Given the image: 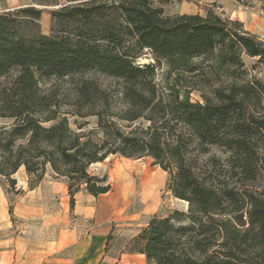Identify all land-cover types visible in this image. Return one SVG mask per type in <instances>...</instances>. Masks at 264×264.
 I'll use <instances>...</instances> for the list:
<instances>
[{
  "label": "trees",
  "instance_id": "16d2710c",
  "mask_svg": "<svg viewBox=\"0 0 264 264\" xmlns=\"http://www.w3.org/2000/svg\"><path fill=\"white\" fill-rule=\"evenodd\" d=\"M159 1L29 0L0 11V118L9 120L0 124V186L17 193L23 168L33 189L50 170L73 208L77 193L111 189L90 165L145 155L187 209L151 215L129 253L146 264H264V84L246 79L242 58L264 63V40L211 9L168 14ZM41 5L53 7L48 34ZM143 49L166 65L165 103L153 65L136 63ZM90 72L120 84L110 91ZM49 78H70L71 98L42 90ZM88 116L86 130L78 118Z\"/></svg>",
  "mask_w": 264,
  "mask_h": 264
},
{
  "label": "rangeland",
  "instance_id": "374dc122",
  "mask_svg": "<svg viewBox=\"0 0 264 264\" xmlns=\"http://www.w3.org/2000/svg\"><path fill=\"white\" fill-rule=\"evenodd\" d=\"M28 3L29 0H0V11ZM158 4L168 14L205 15L207 9H211L223 18L239 20L244 29L264 40L262 0H160ZM38 7L43 9L39 20L40 30L48 34L51 23L49 12L53 7ZM242 58L246 79L255 78L264 84V63L258 62L257 57L246 54ZM136 63L140 66L153 65V82L159 99L165 103L166 86L170 82L165 63L155 60L147 49L141 51ZM84 77L110 91L117 89L120 84L117 79L94 72L87 73ZM72 82L70 78H49L40 80L39 86L44 91L55 92L57 98L66 100L72 96ZM190 98L193 101L201 100L197 92L190 93ZM115 104H118L117 100ZM78 121L88 122L86 130L95 125L93 116L78 118ZM8 122V119L0 118V124ZM212 152L218 154L215 149ZM89 170L96 174H106L111 184V189L100 195L97 201L102 205L98 217H84L72 210L66 184L62 179L55 178L50 170L45 172L33 189L28 187V177L23 168L13 175L17 193L10 191L5 194L0 186V244L4 239L9 241L8 264L67 263V259L74 254L75 241L97 234L104 238L109 235L105 243V261L98 264H146L144 257L127 251L129 240L146 224L151 215L163 216L174 209H187V204L166 189L167 173L153 165L148 156L110 155L103 161L90 165ZM124 182L132 185V189L126 194L121 191ZM85 195L79 192L75 195V200H82ZM12 254L14 261L11 259Z\"/></svg>",
  "mask_w": 264,
  "mask_h": 264
},
{
  "label": "crops",
  "instance_id": "0c3cea01",
  "mask_svg": "<svg viewBox=\"0 0 264 264\" xmlns=\"http://www.w3.org/2000/svg\"><path fill=\"white\" fill-rule=\"evenodd\" d=\"M99 196L94 197L89 194H86L82 200H75L72 210H74L76 213L84 217H98L102 209V205L97 202ZM105 243H106V238L100 236L99 234L89 235L84 238H79V240L75 241V245H74L75 251L74 254L72 255V258L67 259L69 262L62 264H98L100 261L101 262L105 261L106 258V256L104 255ZM8 246H9L8 239H4V242L0 244V264H5V263L8 264L9 261L8 253L10 251L8 249L9 248ZM136 254H139L142 257H144L143 254L140 253H136ZM122 255L123 254H121V256ZM11 259L14 261L13 254L11 255ZM63 260L65 261V259Z\"/></svg>",
  "mask_w": 264,
  "mask_h": 264
},
{
  "label": "bare ground",
  "instance_id": "6f19581e",
  "mask_svg": "<svg viewBox=\"0 0 264 264\" xmlns=\"http://www.w3.org/2000/svg\"><path fill=\"white\" fill-rule=\"evenodd\" d=\"M149 182V180H147L146 181V183H148ZM151 182V181H150ZM146 186V184L144 185V187ZM149 186V185H148ZM132 189V185L129 183V182H124V184L122 185V187H121V191L123 192V193H127L128 191H130ZM142 194H143V192H142ZM141 194V195H142ZM183 201V200H182ZM185 204H186V201H183Z\"/></svg>",
  "mask_w": 264,
  "mask_h": 264
}]
</instances>
